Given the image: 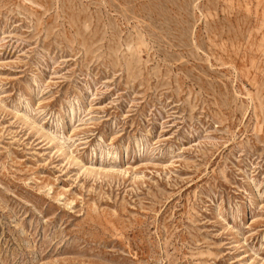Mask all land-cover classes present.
Here are the masks:
<instances>
[{
	"label": "rangeland",
	"instance_id": "374dc122",
	"mask_svg": "<svg viewBox=\"0 0 264 264\" xmlns=\"http://www.w3.org/2000/svg\"><path fill=\"white\" fill-rule=\"evenodd\" d=\"M0 264H264V0H0Z\"/></svg>",
	"mask_w": 264,
	"mask_h": 264
}]
</instances>
